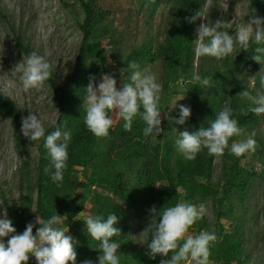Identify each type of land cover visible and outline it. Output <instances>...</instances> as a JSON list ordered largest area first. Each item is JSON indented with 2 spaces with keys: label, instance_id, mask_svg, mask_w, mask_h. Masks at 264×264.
Listing matches in <instances>:
<instances>
[{
  "label": "trees",
  "instance_id": "trees-1",
  "mask_svg": "<svg viewBox=\"0 0 264 264\" xmlns=\"http://www.w3.org/2000/svg\"><path fill=\"white\" fill-rule=\"evenodd\" d=\"M75 1L82 18L74 20L80 40L73 66L60 84L56 83L53 73L46 81L51 89L56 117L45 129V137L60 125L71 131L67 166L59 186L44 171L49 165L44 138L29 141L23 136L18 106L0 92V116L7 117L11 124L17 153L20 156L26 154L18 170V203L9 206L3 199L7 217L13 221L16 233L22 234L32 223L35 235L39 227L35 224L36 216L48 220L57 213L69 229L67 234L73 238L76 264H83L86 259L98 264L100 253L93 249L98 242L91 239L84 222L88 216H103L106 219L109 214L115 213L118 216L115 227L121 229V236L112 239L121 245L117 253L120 264H160L161 259L166 258L158 255L151 259L146 255L148 248L144 237L140 245H133L130 216L133 213L146 215L145 230L152 218L150 210L153 206L159 212L164 206L171 207L180 202L209 203L213 222L210 224L203 217L189 228L188 233L198 235L207 231L215 234L216 240L209 246V264H248L251 259L243 253L246 241L243 225L248 219L247 199L253 189L264 185V171L257 172L253 167L241 166L245 154L237 157L230 153L231 142L237 141V136L229 139V148L223 155H209L207 149H202L191 161L177 151L175 142L179 132L187 130L191 133L200 127L207 128L225 106L231 108L232 118L238 121L242 130L248 134L252 132L261 115L250 112L254 105L237 94L246 89L252 95L264 92V86L260 84L261 78H264L263 65L251 59L254 49L264 45L250 43L246 52L237 49L233 56L220 60L197 56L192 43L196 39V28L201 22L215 23L222 19L219 14L220 0H211L205 17L207 21L197 20L192 24L185 17H191L207 0H165L163 11L158 16L162 28L159 25L155 40L153 38L150 43L124 49L121 34L108 12L97 5L98 0ZM134 1L139 7L145 6L152 12L162 0ZM246 1L264 19V0ZM62 5L66 6L65 3ZM228 31L233 35L231 29ZM15 40L20 52L25 56L31 54L21 38L15 37ZM133 61L140 65L141 70L148 64L160 63L162 87L158 108L161 113L170 111L176 120L180 107L184 106L191 109V115L184 125L176 124L157 137H145L143 130L146 124L139 116L134 118L131 130L125 131L122 119L110 111L108 115L113 124L108 135L97 137L84 123L83 101L89 78L95 77L97 86L102 75L113 76L121 85L128 83L130 73L121 74V69H126ZM194 74L201 80L210 78L211 85L204 87L194 81ZM251 78L254 79V86H250ZM178 95L183 98L174 102ZM254 140L255 151L249 152L259 155L258 161L264 168V141L259 138ZM31 146L36 147L37 153L32 167L27 153ZM215 157H219L220 176L213 182ZM0 196L4 197L1 187ZM75 217L79 220L74 221ZM262 239L264 241V235ZM27 264H37L35 257H30ZM190 264L195 263L191 261Z\"/></svg>",
  "mask_w": 264,
  "mask_h": 264
},
{
  "label": "clouds",
  "instance_id": "clouds-1",
  "mask_svg": "<svg viewBox=\"0 0 264 264\" xmlns=\"http://www.w3.org/2000/svg\"><path fill=\"white\" fill-rule=\"evenodd\" d=\"M210 3L211 0H207L191 17H185L187 22L192 24L197 20L207 21L205 17L209 12ZM247 16L248 22L237 26L234 35H230L228 29L233 28L235 19L231 22L223 19H218L215 23L201 22L196 28V39L192 42L195 45V54L220 60L233 56L237 49L246 52L250 43L264 45V19L257 17L254 10ZM251 59L264 65V46L256 47ZM12 73H21L20 90L27 93L43 88L51 77V66L44 57L33 52L23 56L22 63L14 66ZM123 73H130L129 82L122 83L119 90L116 79L111 75H102L98 86L95 77L89 78L83 101L85 125L95 136L105 137L113 124L108 113L113 111L122 119L125 131L131 130L134 118L139 116L146 124L144 136H159L163 131L161 112L158 108L162 86L156 82L154 75L142 71L135 61L128 63L126 69H121V74ZM193 80L204 87H209L212 82L210 78L201 80L195 74ZM260 84L264 86V78H261ZM0 92L9 98L10 92L7 88L0 89ZM237 95L254 105L249 109L250 112L256 115L264 114V92L258 91L256 95H252L246 89ZM190 115L191 109L181 106L179 118L174 123L184 125ZM232 116L231 108L225 106L216 118L209 122L207 128L200 127L198 131L191 133L187 130L179 132V138L175 142L177 151L189 161L194 160L202 149H207L209 155H223L225 149L229 148V139L242 134L238 121ZM21 123V132L29 141L44 138L43 146L47 153L46 159L49 160V165L44 171L59 186L58 182L62 181L63 170L67 166L71 131L60 125L45 137V128L38 115H34L32 111L22 118ZM255 147V140L249 137L246 140L234 141L230 146V153L240 157L249 151H255ZM206 212L204 203L196 205L180 202L175 206H164L159 212L153 206L148 227L140 235L144 237V244L148 248L146 255L151 259L158 255L166 258L161 259L160 264H181L189 259L195 264H209V246L216 240L215 234L201 231L198 235H187L189 228L202 219ZM61 220L62 217L57 213L48 220H41L36 216L35 224L39 227L35 235L32 223L26 226L22 234H17L13 221L4 213V217L0 219V264H27L30 257H35L37 264H76L77 253L73 238L67 234L69 229L65 232L59 227ZM84 223L91 239L98 242V246L93 248L100 253L97 257L98 264H120L117 253L121 245L112 239L121 236V229L115 227L118 224L117 214L111 213L106 219L103 216H88ZM181 241L183 243H180ZM83 264L94 262L86 259Z\"/></svg>",
  "mask_w": 264,
  "mask_h": 264
},
{
  "label": "rangeland",
  "instance_id": "rangeland-1",
  "mask_svg": "<svg viewBox=\"0 0 264 264\" xmlns=\"http://www.w3.org/2000/svg\"><path fill=\"white\" fill-rule=\"evenodd\" d=\"M164 2L165 0H162L152 12H149L145 6L139 7L134 0H98L97 5L108 12L109 18L122 36V47L127 49L130 46L150 43L153 38L155 40L160 25L158 16L163 11ZM252 12L253 9L246 0H220V17L228 22L235 19L231 29L233 35L237 26L248 22L247 15ZM254 14L259 17L255 12ZM81 18L80 8L75 0H0V89L9 90V99L18 106L21 121L23 117L28 116L29 111H32L34 115H38L46 129L54 121L56 112L51 102L49 83L45 82L43 88L33 89L27 93L20 90L21 73H12V71L14 66L22 63L25 55L17 49L15 37L21 38L31 53L35 52L44 57L51 66V73L54 74L56 83L60 84L74 63L75 51L80 40L74 20ZM142 71L154 75L156 82L160 84L161 66L158 61L146 65ZM262 75L264 76V65ZM249 83L250 86H254V79L251 78ZM120 87L121 84L117 82V89L119 90ZM182 98V95H178L174 98V102ZM160 119L163 129L161 134H165L176 125L170 111L161 113ZM249 137L264 141V114H261L257 126L250 134L242 130V134L237 136V142ZM234 141L236 140H232L231 144ZM27 153L32 167L37 156L36 147L31 146ZM25 155L20 156L17 153L13 144L11 124L7 117L0 116V187L4 192V197L0 196V219L4 217V213H7L4 200L9 206L18 203L20 197L18 170ZM258 160L259 155L247 152L240 164L253 167L257 172L264 171L262 163ZM218 176H220L219 157H215L213 182H216ZM263 188L264 185H258L250 192L247 199L248 219L243 225L246 238L243 253L249 255L251 259L248 264H264ZM205 205L207 212L204 218L211 224L213 222L211 207L209 203ZM78 220L79 217L74 218V221ZM130 222L131 239L136 247L143 241V236L140 235L147 224V217L141 213H133ZM59 227L67 230L63 220ZM187 235L191 234L187 233ZM191 261L189 259L181 264H190Z\"/></svg>",
  "mask_w": 264,
  "mask_h": 264
}]
</instances>
